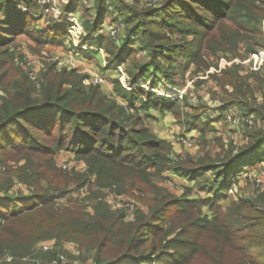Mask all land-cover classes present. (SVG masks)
<instances>
[{
    "label": "trees",
    "instance_id": "trees-1",
    "mask_svg": "<svg viewBox=\"0 0 264 264\" xmlns=\"http://www.w3.org/2000/svg\"><path fill=\"white\" fill-rule=\"evenodd\" d=\"M175 1L174 9L169 13L174 15L175 24L169 21L172 19L169 16V27L192 39L186 37L174 42L167 36L166 28L163 29L162 24L154 19L157 9L148 14L149 18L145 13L135 17L139 11L132 9L133 13L129 14L127 6L122 9L121 15L122 18L127 16L126 44L109 43L112 39L106 35L98 37L99 45L109 54L107 60L123 64L137 51L132 44L135 40L131 42L129 37L134 34L141 36L142 39H138L147 50L149 60L144 63L135 60V69L128 73L127 83L136 82L138 74L143 82L153 78L152 87H156L161 80L179 86L180 70L185 73L192 62H198L203 50L215 53L210 38L215 30L222 37L230 38L236 33L243 35L240 30H222L221 25L216 26V22L223 23L234 16L232 19L238 20L242 23L241 27L246 29L249 27L243 20L259 24L264 18V1L261 0ZM20 2L0 0V53L8 54L10 42L23 32L39 43L63 42L68 32L67 24L59 25L52 19L48 28L42 30L36 25L38 0L23 1L30 6L27 11L23 10ZM169 2L171 4L173 0ZM208 2L210 5H207ZM258 2H262V5ZM76 5L78 1L67 4L66 14L75 12ZM195 6H202L200 13H196ZM97 7L99 15L93 21L84 23V28L92 36L105 22L109 11L107 0H97ZM209 17L212 23L207 21ZM220 46L224 50L230 49L225 45ZM78 50L85 53L83 48ZM179 56L185 57L184 66L175 63ZM7 61L5 57H0V82L7 73L9 83H12V91L2 96L0 102V148L6 156L19 154L25 158L17 171V177L34 187L35 194L18 197L10 193L14 183L12 169L7 159H1V163L8 168L0 171V253L7 251L12 256L10 262L3 264H24L23 258L32 255L31 248L35 241L43 236H55L50 231L31 237L18 225L20 220L31 218L34 213L48 217L60 214L61 211L55 208V198L62 194L57 195L56 190L64 191L69 179L78 188L86 185L94 188L96 185L98 189L109 187L125 192L127 182L131 186L150 183L153 174L166 169L195 181L202 180L203 186H210L212 196L188 198L185 194L162 202H152L149 204L150 216L143 218L138 215L134 220H126L124 211L114 212L104 202L96 207L92 215L74 207L64 211L72 213L64 225L83 245L96 248L97 264H190L201 250L198 240L202 231H209L215 240L222 239L229 248L228 252L215 255L205 253L208 256L207 264H264V191L253 197H240L234 206L227 207L225 211L217 210L213 217L202 210V205L209 203L208 199L212 202L217 200L234 184L232 176L235 173L264 161V106L250 101L248 93L251 90H246L243 77L235 71L240 65L239 61L233 63L237 65L235 70L231 65L222 69L223 77L226 78L220 79L227 95L221 98L220 109L237 108L244 114L260 117L263 123L258 128L248 129V142L237 150L232 146L219 158L210 154H175L173 142L153 133L138 112L139 108L159 106L160 109L173 107L175 114L180 115L179 100L162 102L155 97H165L155 90L149 91L138 85L125 87L122 84L124 77L118 76L114 78L115 89L128 101V105H125L106 93L101 84L94 83L86 72L76 68L58 69L54 62L42 70L41 87L37 88L27 74L17 77L19 69L14 65L8 67ZM208 65L205 63L204 68H208ZM227 84L233 88L230 89ZM177 92L178 89H170V93ZM137 102L140 104L137 105ZM187 117L190 118L187 120V129L204 131L207 127H213V119L209 114L203 117L201 111H197L193 118L191 115ZM219 118H223L222 114ZM63 149L75 151L86 168L72 172L59 168L55 154ZM208 171L214 173L212 179L208 177ZM27 200L29 209L21 211L22 203ZM170 207L181 209L182 212L189 209L191 215L196 212L198 222L191 221L193 229H182L176 238H167L169 231L159 222L168 220L163 212ZM15 210L18 211L13 212ZM58 255L53 250L42 252L36 254L41 256L42 261L34 256L26 263L47 262Z\"/></svg>",
    "mask_w": 264,
    "mask_h": 264
},
{
    "label": "rangeland",
    "instance_id": "rangeland-1",
    "mask_svg": "<svg viewBox=\"0 0 264 264\" xmlns=\"http://www.w3.org/2000/svg\"><path fill=\"white\" fill-rule=\"evenodd\" d=\"M23 1L25 0H21L20 3ZM75 1H78V6L76 5L77 7L75 12L80 16V18H82V26L84 28V23L86 21L91 22L99 15L97 0H69L71 3ZM169 1L170 0H107L109 11L106 14L105 22L94 35H98L96 36L97 39L100 35H106L107 37L109 36L112 39L109 40V43H113L112 41H114L117 44L122 42L126 44L128 39V29L127 21H125V19L127 16L122 18L123 16L121 15H123L122 9H125V6H127V13L129 14L133 13L132 9L139 11V13H136L135 17L142 16L145 13V16L149 18L148 14L153 13L154 9H157L153 17L158 23L162 24L163 29L166 28L165 32L167 36L174 39V42L182 41V39H185L186 37L192 39V37L189 35L184 36L179 34L177 31L174 32L170 29L167 18L172 16V19L169 21H172V23L175 24V22H173L174 15H169V13L174 9V3L176 1L173 0L171 4ZM209 3L210 2H208L207 5H210ZM258 3L262 5V2ZM67 4L60 2L61 13L58 17H54L53 15H44L38 3L36 7V25L38 26V21L40 19L44 21L47 19V23L43 24V26L46 25L45 28H40L45 30L48 28L50 21H53L52 19H54V22L59 25L67 24L66 27L68 29L69 23L60 20V18H64L68 15L64 13ZM29 7L30 6L28 4V10ZM201 7L202 6H195L194 9L196 10V13H200L202 9ZM204 13L208 14L206 11ZM231 17L233 18L234 16ZM232 18L229 17V19H225L223 23H219L218 21L215 24L217 27L221 25L222 30H240L243 35H238L235 32L236 35H232L230 38L222 37L221 33L215 30V34L212 33L210 35L214 45L213 47L216 50L215 53L209 50H203L202 58H200L198 62H192L190 64V68L185 73L180 70L179 76L181 78V85L174 86L175 89H178L177 93H170V89L174 88L168 85L169 83L167 84L165 80H163L166 83V85L164 84L165 87L159 84L156 87H151L148 84L150 82L147 81L144 82V84H148L147 88L145 85H143V80L141 78L138 84H136L140 87H145L149 91L154 88L156 92H161L172 98H174V96H182V98H176L181 99V108L179 110L181 111L180 115L175 114L173 107L168 109L172 111L177 119L181 120L182 124L184 125L183 130L177 128L172 130V132L170 130L168 131V135L171 133L173 135L174 133V137H172L174 141L171 140L173 144H177L179 140L182 143H178V145L183 147L186 146L190 149V151L187 150L182 152L181 155L191 153L195 156H205L210 154L216 158L223 157L225 151L229 150L232 146L234 147V150H237L244 143L248 142L249 138L247 131L260 127L257 124L248 123L239 126L230 125L223 118H219V114H217V116L214 117L215 122L212 123L215 124V126L213 125V127L206 128V130L208 129V132L212 130V134H205L206 130L202 131L200 129L193 134L192 132H188L190 129H187V120L189 118L187 116L191 115L193 118V115L197 111H201L203 117L207 116V114H210V111L215 112V110H218V113L223 112L221 109H217V107L220 103H222L221 98L226 97L227 91L223 89L224 84H222V80L220 78L222 77L223 80L226 78V76L223 77V70L224 68L226 69L227 65H231L234 69L237 67V65H234L233 63L238 61L240 65L236 70H234L243 77L244 84H246V90H251L248 93L250 96V101L264 106V18L259 24L254 23L253 21L247 22L243 20L244 24L249 27L246 28L249 31L241 27L242 23H239L238 20H234ZM211 20L212 19L209 17L207 21L212 23ZM90 22L88 24H91ZM111 22L119 23L120 29L118 31V39L113 38L108 32L107 27ZM68 36L69 33L67 32L62 43H39V41L30 34L23 32L19 34L12 42H10L8 45V54L0 53V57H5L8 60L6 64L8 67L14 65L19 69L20 74L17 77H19L21 74L28 75L27 68L24 65L27 55H32V57H35L39 61L46 63V66L54 62L56 63L57 68L60 69V66L62 65L57 64L56 60L57 57H62L65 54L64 52H61L60 49L61 47H66V43L67 51L68 48L70 49L68 43H70L71 39L68 38ZM129 38L131 42L135 40V43L132 44L135 45L137 51L135 55L130 57L128 60H125L127 67L126 71L128 73L135 69V60L139 61L140 63H144L149 60L147 50L143 48V44L139 40L141 36L139 34H134V36L132 35ZM97 41L99 42V40ZM71 43L74 46L73 42ZM220 45H225L230 49L224 50ZM252 48L256 50L251 51ZM83 56L85 58V55ZM184 61L185 57L179 56L177 62L175 61V63L184 66ZM82 63H80L79 66H76L77 70L82 71L80 70ZM205 63L209 64L208 68L206 69L204 68ZM90 78L93 80V75L90 76ZM152 80L153 78L150 80L151 83ZM122 84L126 87L125 83ZM127 84L131 83L128 82ZM226 86L231 87V89L233 88L230 84H227ZM11 91L12 83H9V77L7 76V73H5L0 82V102L2 100L1 97L7 96ZM137 105L139 104L137 103ZM258 118L260 119V117ZM144 124L147 125L146 121H144ZM247 126H250L251 129ZM181 137H184L186 141H183ZM173 149L175 154H179V152L175 150V147H173ZM191 151L195 153H192ZM1 159H7V164L12 169L11 175L14 177V183L10 188V193L18 197L34 196V187L27 185V183L23 182L17 177V171L24 163L25 158L21 157L19 154H15L14 156H6L0 148V171H6L8 167L1 163ZM55 159L56 165L63 170L72 172L75 169L82 171L86 168V164L83 162V160H80L77 157L75 151L70 149L60 150L55 154ZM262 170V174L264 175V169ZM207 175L210 177V179H212L214 173L208 171ZM232 178L234 184L231 187H236L237 190L229 193L230 187L228 190H225L223 192L224 195L218 197L217 200L212 202L210 199H208L209 203L202 205V210L210 217H213L217 210L222 209V211H225L227 207L234 206L240 197H253L264 191L259 190L257 183L247 177H240L238 179L235 173ZM91 179L93 181V178ZM202 183V180L195 181L187 178L186 175H179L178 173L168 169L161 173L153 174L152 182L150 183H141L137 186H131L130 182H127V190L125 192H119L114 188L109 187L98 189L96 185L93 186L94 188H90V185L78 188L74 181L69 179L64 191L56 190L57 195L62 194L55 198V203L57 205L55 208L56 210L61 211L60 214H57L54 217H48L42 213H34L31 214V218L22 219L19 221L18 226L31 237H35L40 234H47L50 231L54 232L55 234V236H43L42 238L35 241L31 248L32 255L28 256L27 258H23V261L25 262L24 264H30V262L26 263V261L34 256L42 261L41 256L38 257L36 254L40 255L42 252H51V250L56 251L57 255L61 253L65 254L67 259L73 264H97L95 258L96 248L86 244L83 245L77 236L72 234L70 229L64 225V223L72 216L71 212H64L67 209L72 210L74 207H76L80 209L81 212L92 215L95 213L96 207L101 202H104L107 207L111 208L114 212L124 211L126 220H134L138 215H141L143 218L149 217V204L152 202H162L165 199L179 197L185 194L188 198H206L208 195L212 196V192H209L210 186H203ZM44 184L47 183L44 182ZM30 201L32 202L33 200ZM29 206V200H27L22 203L20 209H23L21 211H26L29 209ZM194 208L197 209L196 207ZM12 210L13 209H11L9 213ZM16 211L18 210L13 212ZM163 214L167 216L168 220L160 221L159 223L164 224L165 228L168 229L169 232L167 238H176L177 233L182 229L190 231L193 229L191 221L198 222V220L195 218V216H198V214L195 212L191 215L189 209L188 211L186 210L185 212H182L181 209L178 210L170 207L165 208ZM199 235L200 238L198 240V245L201 247V250L197 252L198 254L193 258L194 261L190 264H207L208 256L206 254L212 253L215 255L216 253H224V251H229L228 246L222 242V239L215 240L209 231H202ZM41 240L52 241L53 247L48 251H42L39 248V243ZM256 249L257 248L253 249L252 251H255ZM171 251H173V249ZM6 252L7 251L0 253V264H3L6 261H11L9 259L7 260L6 258L7 255H11L10 252Z\"/></svg>",
    "mask_w": 264,
    "mask_h": 264
},
{
    "label": "built area",
    "instance_id": "built-area-1",
    "mask_svg": "<svg viewBox=\"0 0 264 264\" xmlns=\"http://www.w3.org/2000/svg\"><path fill=\"white\" fill-rule=\"evenodd\" d=\"M60 2L65 4L69 3V0H38L40 8L44 15H53L54 17H58L61 13L60 9ZM23 10H28V5L23 3L22 5ZM60 20L69 23L68 33L73 43L75 44L77 50H73L70 48V51L67 52L66 55L62 57H57V64L62 65V67H66L68 69L76 68L79 66L80 63L84 61V56L82 52L78 50L79 47L86 48L84 40L82 39V34L84 33V28L82 26V21L79 17L75 14V12H70L66 17L60 18ZM108 32L110 35L118 39V31H119V23L111 22L108 25ZM93 36H98L93 35ZM25 67L27 68V73L31 81L35 84L37 88L41 87V80H42V70L46 67V63L39 61L37 58L32 57V55L26 56V62L24 63ZM124 77V76H122ZM106 81L104 75L97 74L93 76V82L96 84H103ZM125 83V80H123ZM132 85L128 84L126 87H131ZM133 110V108H131ZM219 115L222 114L223 119L228 122L230 125H243V124H257L261 125L263 121L256 117L255 115H247L240 112L237 108H228L222 113H218ZM183 141H186L184 137H181ZM263 170L256 165L246 166L242 171L236 174V177L239 179L240 177H247L252 181H255L259 187V190H264V175L262 174ZM234 178V177H233ZM237 190L236 187H231L229 189V193L234 192ZM53 247V242L50 240H45L39 243V248L47 251ZM7 259H11V255L6 256ZM31 264H73L69 261L65 254L61 253L58 257L52 259L51 261L47 262H40V261H33Z\"/></svg>",
    "mask_w": 264,
    "mask_h": 264
},
{
    "label": "crops",
    "instance_id": "crops-1",
    "mask_svg": "<svg viewBox=\"0 0 264 264\" xmlns=\"http://www.w3.org/2000/svg\"><path fill=\"white\" fill-rule=\"evenodd\" d=\"M64 13H66L65 10H64ZM75 14L82 21V18H80V16L76 12H75ZM46 23H47V19L45 21L40 19L38 21V27L43 29L46 26V25L43 26V24H46ZM81 37L84 40L85 45L87 47L83 48L85 50V53H83V54L86 56H85V59L82 63L80 70H82L83 72H86L87 74H89V76H92V75L95 76L97 74L104 75L106 78V81L103 84H101L102 89L106 93H108L110 96L115 97L119 102H121L125 105H128V101L116 91L115 84H114V78L115 77L124 76L125 85H128L126 82V78H128V72L126 71L127 70L126 64L125 63L119 64L117 61H108L107 55H109V54L104 50V48H102L99 45V42L97 41L98 39L95 36L90 35L86 31V29H84V33L82 34ZM71 42H73V41L70 40V43H68L69 47L73 50H77L75 44L73 43L74 44V46H73ZM60 51L64 52L65 54H67V52L70 51L69 48L67 51V43H66V47H61ZM137 76H138L137 81L134 83L131 81L130 85L138 84V82L140 80V76L139 75H137ZM150 80H149L150 83H148V84L152 87ZM148 84L147 83L144 84V82H143V85H145L146 87ZM164 84L166 85V83L163 80H161V82H159V85H161L163 87H165ZM168 85L172 86L171 84H168ZM172 87L174 88V86H172ZM229 88L231 89V87H229ZM152 89L155 90L154 88H152ZM158 94L165 97V98L155 97V99H159L162 102L163 101L172 102L173 100H180V102H181V99H176V98H179V97L182 98V96H174V98H172V97H169L168 95L163 94L161 92ZM137 103L140 104V102H137ZM220 105H222V103H220L218 105L217 109H220L219 108ZM138 112L142 116L143 120L146 121L149 129L161 138H166V139H170V140L174 141V139L172 138V137H174V133H173V135H172V133L170 135H168V133H169L168 131L170 130L172 132V130L177 129V128H180L181 130H183V128H184L182 121L178 120L177 117L175 116V114L166 108L160 109L159 106H156V108L154 106H151L148 109H140L139 108ZM209 113H210L209 117L213 119L212 123H214L215 122L214 117L217 116L218 110H215V112L210 111ZM212 125L215 126V124H212ZM198 130H199L198 128H193L188 132H192L194 134V132H196ZM205 134H212V130H210L208 132V129H207ZM176 140H178V139H176ZM178 143H182V142H180L178 140L177 144L176 143L173 144L174 145L173 147H175V150L177 152H179V154H182V152L187 151V150L190 151V149L188 147L180 146V145H178ZM192 153H195V152H192ZM256 166L259 167V170H260V168L264 169V161L260 162V163H256Z\"/></svg>",
    "mask_w": 264,
    "mask_h": 264
}]
</instances>
